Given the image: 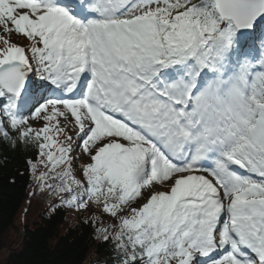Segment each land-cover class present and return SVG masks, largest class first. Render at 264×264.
<instances>
[{"label": "snow or ice", "instance_id": "obj_1", "mask_svg": "<svg viewBox=\"0 0 264 264\" xmlns=\"http://www.w3.org/2000/svg\"><path fill=\"white\" fill-rule=\"evenodd\" d=\"M0 29V141L107 214L111 264H264V0H0Z\"/></svg>", "mask_w": 264, "mask_h": 264}, {"label": "trees", "instance_id": "obj_2", "mask_svg": "<svg viewBox=\"0 0 264 264\" xmlns=\"http://www.w3.org/2000/svg\"><path fill=\"white\" fill-rule=\"evenodd\" d=\"M35 157L31 146L10 148L0 141V264H111L109 246L97 241L92 225L84 223L93 211L100 217L98 225L110 223V218L98 208L78 211L59 205L57 196L40 191L26 163ZM43 170L38 166L37 174ZM25 204L29 207L24 210ZM51 205H57L55 211ZM30 216L35 220L29 222ZM4 248L10 250L7 255Z\"/></svg>", "mask_w": 264, "mask_h": 264}, {"label": "rangeland", "instance_id": "obj_3", "mask_svg": "<svg viewBox=\"0 0 264 264\" xmlns=\"http://www.w3.org/2000/svg\"><path fill=\"white\" fill-rule=\"evenodd\" d=\"M0 34H3L2 29H0ZM10 39L12 40V42H15V43H17V44H21V45L27 43L26 38H24L23 36H20V35H11ZM30 123L35 124L36 122L32 121V122H30ZM63 123H64V121H63V119H61V124L63 125ZM62 138H63V137H61V139H62ZM74 139H75V137H74ZM77 151L79 152L80 150L77 149ZM73 155H75V153H73ZM84 162H87V157L82 155L81 158H80V160L78 161V163H84ZM75 167H76V166L74 165V168H75ZM145 195H147V191L145 192ZM28 207H29V204H25V206H24V210H25L26 208H28ZM23 213H24V212H23ZM69 213H70V215H71L72 217H77V216H76V213H75L74 211H70ZM26 219H27V218H26ZM27 220H29V222L34 221V220H35V216H30V217H28ZM19 224H22V217H21V216H20ZM16 234L18 235L17 238H18V240H19L20 236L22 235L21 229H19L18 232H16ZM17 238H16V239H17ZM15 245H16V244H15ZM15 245H14V246H15ZM15 247H17V245H16ZM9 251H10L9 248H4V249H3V253H4V255H7Z\"/></svg>", "mask_w": 264, "mask_h": 264}]
</instances>
